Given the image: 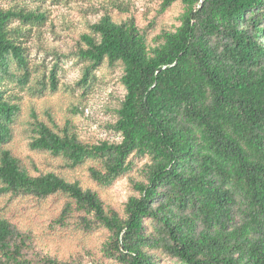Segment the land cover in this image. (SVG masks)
Instances as JSON below:
<instances>
[{
  "label": "trees",
  "instance_id": "16d2710c",
  "mask_svg": "<svg viewBox=\"0 0 264 264\" xmlns=\"http://www.w3.org/2000/svg\"><path fill=\"white\" fill-rule=\"evenodd\" d=\"M175 1L182 4L179 24L151 38L156 16L140 26L109 11L79 33L72 54L83 62L76 81L83 93L102 63L121 66L124 93L107 123L120 139L84 142L70 116L57 120L51 106L42 116L31 108L22 132L31 150L46 155V166L18 154L13 141L19 90L42 97L59 88L57 63L47 80L29 58L48 11L38 1L0 3L3 206L9 196L59 195L66 200L51 229L71 226L76 215V230L109 231L95 249L76 235L63 256L41 255L31 247L32 230L5 211L0 264H168L165 257L175 264H264V0H161L157 15ZM109 2L128 11L123 1ZM133 171L135 193L122 214L101 192Z\"/></svg>",
  "mask_w": 264,
  "mask_h": 264
},
{
  "label": "rangeland",
  "instance_id": "374dc122",
  "mask_svg": "<svg viewBox=\"0 0 264 264\" xmlns=\"http://www.w3.org/2000/svg\"><path fill=\"white\" fill-rule=\"evenodd\" d=\"M10 0H0V3L7 4ZM41 4L47 9L49 20L41 27L40 41L32 42L29 48V58L32 69L45 74L48 80V71L54 63L58 65V90L53 93H46L39 97L31 95L26 89L19 90L21 98V122L16 124L14 133L16 152L20 155H30L34 161L41 166L45 165L46 155L31 150L27 145V136L22 132L25 128L28 114L31 108H34L38 114L43 115V109L51 106L53 114L57 120H63L66 115L73 119L80 140L84 142L96 143L103 139L119 140V135L107 127V123L112 121L114 116V107L119 103L124 93L123 85L120 81L121 66L119 64L102 63L95 70V84L85 93L77 85L76 81L81 75L83 62L73 56L72 52L79 38V33L88 30V24L95 21L102 13L109 11L115 18L133 17L135 23L145 26L153 17H157L155 31H150L148 36L151 38L159 31L160 27L173 28L179 24V16L182 12V4L175 1L163 14L157 15V9L161 0H119L126 4V12L120 11L110 5V0H27V3ZM54 53L67 54V57H56ZM17 90V89H16ZM15 90V91H16ZM74 103H77L78 110L70 109ZM138 161V165L143 163ZM136 175V171L129 175H124L113 182L101 192L105 203L116 208L123 214V205L128 195L135 193L130 183V177ZM136 177V176H135ZM84 183L95 186L88 180L83 173ZM8 206L4 207L7 201L6 196L0 194V213L7 212L8 216L21 228H30L33 235V252L41 255L48 253L63 256L70 249L67 244L73 240L76 235H83L84 238L93 244V248L101 246V243L107 238L109 231L98 226L92 228L89 232L76 230L78 224L75 223L77 216L71 219V226L64 228L49 227L52 219L59 213L61 205L66 200L63 196H51L50 198L35 199L32 196H9ZM4 207V208H3ZM73 214L76 211L72 212ZM94 225V224H92ZM68 239V240H67ZM29 250V249H28ZM31 251V250H30ZM79 250L73 246L72 253ZM31 252V255H33ZM97 256L101 257L99 250H96ZM107 264H118L110 258H104ZM168 264H175L173 261L164 258Z\"/></svg>",
  "mask_w": 264,
  "mask_h": 264
}]
</instances>
